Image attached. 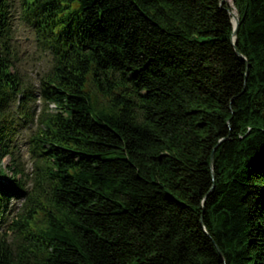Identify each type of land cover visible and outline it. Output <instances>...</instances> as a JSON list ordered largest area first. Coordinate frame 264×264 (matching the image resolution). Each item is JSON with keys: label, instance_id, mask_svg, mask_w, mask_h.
Wrapping results in <instances>:
<instances>
[{"label": "trees", "instance_id": "1", "mask_svg": "<svg viewBox=\"0 0 264 264\" xmlns=\"http://www.w3.org/2000/svg\"><path fill=\"white\" fill-rule=\"evenodd\" d=\"M21 1L55 108L28 172L36 94L0 0V264H264V0H234L235 44L222 0Z\"/></svg>", "mask_w": 264, "mask_h": 264}, {"label": "rangeland", "instance_id": "2", "mask_svg": "<svg viewBox=\"0 0 264 264\" xmlns=\"http://www.w3.org/2000/svg\"><path fill=\"white\" fill-rule=\"evenodd\" d=\"M13 4L12 8V29L14 38L11 42L14 55V68L18 71L22 79L31 86L36 94L35 103L31 104V111L35 112V118L32 122H26L20 119L22 123L20 132L14 141V158L24 165L28 172L31 171L33 158L31 157V143L30 137L37 127V116L41 109L48 108L54 109L53 103L45 102L39 93L40 78L51 69L52 55L44 50L43 47L37 42L36 33L33 28L24 19L22 1L10 0ZM18 101L12 103V109L16 111ZM12 158L8 155L3 159L2 165L10 164ZM10 175V174H9ZM22 200L12 199L9 208L12 212L8 214V222L16 215L18 208L21 206ZM8 231L9 239L12 238V231L8 229L7 224L0 222V234Z\"/></svg>", "mask_w": 264, "mask_h": 264}, {"label": "water", "instance_id": "3", "mask_svg": "<svg viewBox=\"0 0 264 264\" xmlns=\"http://www.w3.org/2000/svg\"><path fill=\"white\" fill-rule=\"evenodd\" d=\"M225 2H226L225 0H222L221 3L224 4ZM233 3H234V0H233ZM239 20H240V15H239V12L237 11V21H236V24L234 25L235 30H234L233 38H232L234 44L236 42V35H237L238 27H239ZM212 162H213V158H212Z\"/></svg>", "mask_w": 264, "mask_h": 264}, {"label": "bare ground", "instance_id": "4", "mask_svg": "<svg viewBox=\"0 0 264 264\" xmlns=\"http://www.w3.org/2000/svg\"><path fill=\"white\" fill-rule=\"evenodd\" d=\"M225 1L233 7V9L231 10V16H232L233 24L235 25L237 21V10L234 7L233 0H225Z\"/></svg>", "mask_w": 264, "mask_h": 264}]
</instances>
